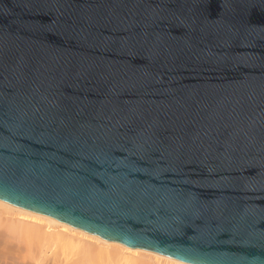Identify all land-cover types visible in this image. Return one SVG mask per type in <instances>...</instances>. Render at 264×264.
<instances>
[{"label": "water", "instance_id": "obj_1", "mask_svg": "<svg viewBox=\"0 0 264 264\" xmlns=\"http://www.w3.org/2000/svg\"><path fill=\"white\" fill-rule=\"evenodd\" d=\"M0 200L264 264V0H0Z\"/></svg>", "mask_w": 264, "mask_h": 264}, {"label": "bare ground", "instance_id": "obj_2", "mask_svg": "<svg viewBox=\"0 0 264 264\" xmlns=\"http://www.w3.org/2000/svg\"><path fill=\"white\" fill-rule=\"evenodd\" d=\"M16 238L26 240L25 252L20 246L19 251L33 258L35 264H189L130 248L0 200V264H29L17 261Z\"/></svg>", "mask_w": 264, "mask_h": 264}, {"label": "rangeland", "instance_id": "obj_3", "mask_svg": "<svg viewBox=\"0 0 264 264\" xmlns=\"http://www.w3.org/2000/svg\"><path fill=\"white\" fill-rule=\"evenodd\" d=\"M17 239L19 240L20 238H16V240H17ZM18 240H17V243H18V244L16 243V252H15L16 254H15V255H17V256L20 257V258H18L17 261L20 262V261L23 260V261H25V262H27V263H29V264H35V260H34L33 258H31L30 256L26 255V253L24 254L25 249L23 248V245H24V243H25V244L27 243L26 240H23V239H22L24 243L21 241V239H20V241H18ZM19 246L22 248V250H21V248H20ZM19 249H20L21 251L24 250V252H23V253L20 252ZM17 250H18L20 253H19ZM17 252H18V253H17ZM21 253H22V254H21ZM19 255H20V256H19ZM41 264H44V262L41 263Z\"/></svg>", "mask_w": 264, "mask_h": 264}]
</instances>
